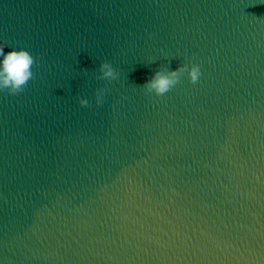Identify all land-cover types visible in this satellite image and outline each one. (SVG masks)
Returning <instances> with one entry per match:
<instances>
[{
  "label": "water",
  "instance_id": "water-1",
  "mask_svg": "<svg viewBox=\"0 0 264 264\" xmlns=\"http://www.w3.org/2000/svg\"><path fill=\"white\" fill-rule=\"evenodd\" d=\"M0 43L39 62L0 92V264H264V0H0Z\"/></svg>",
  "mask_w": 264,
  "mask_h": 264
},
{
  "label": "clouds",
  "instance_id": "clouds-1",
  "mask_svg": "<svg viewBox=\"0 0 264 264\" xmlns=\"http://www.w3.org/2000/svg\"><path fill=\"white\" fill-rule=\"evenodd\" d=\"M38 59L28 50L20 48L5 52V43H0V92H7L9 95H18L22 93L30 80L35 78L33 67L38 66ZM100 75L98 80H116L119 73L108 61H103L99 65ZM187 74L189 83L195 85L199 82L202 75L199 64H183L176 70L158 69L152 78L143 86L146 93L155 94L162 97L171 91L181 78ZM106 88L95 89V101L97 106L104 102ZM78 103L82 107H90V103L85 98H80Z\"/></svg>",
  "mask_w": 264,
  "mask_h": 264
}]
</instances>
